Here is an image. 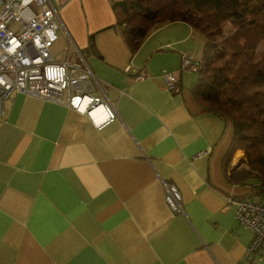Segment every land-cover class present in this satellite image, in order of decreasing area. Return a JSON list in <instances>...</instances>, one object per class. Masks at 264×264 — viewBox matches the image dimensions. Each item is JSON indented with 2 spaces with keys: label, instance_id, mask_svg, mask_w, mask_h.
<instances>
[{
  "label": "crops",
  "instance_id": "obj_1",
  "mask_svg": "<svg viewBox=\"0 0 264 264\" xmlns=\"http://www.w3.org/2000/svg\"><path fill=\"white\" fill-rule=\"evenodd\" d=\"M51 1L61 21L53 57L80 62L83 53L117 117L98 129L63 104L6 99L0 264H264L247 260L252 232L236 219L234 200L260 199L232 180L247 168L236 162L242 151L223 163L232 121L198 103L196 73L180 68L184 54L199 59L202 36L170 22L131 52L110 0ZM138 71L147 77L134 79ZM174 71L168 90L162 76ZM164 182L178 189L181 211L168 206Z\"/></svg>",
  "mask_w": 264,
  "mask_h": 264
},
{
  "label": "trees",
  "instance_id": "obj_2",
  "mask_svg": "<svg viewBox=\"0 0 264 264\" xmlns=\"http://www.w3.org/2000/svg\"><path fill=\"white\" fill-rule=\"evenodd\" d=\"M110 1L131 52L170 22H186L202 36L191 91L205 109L231 119L224 167L241 149L247 168L232 170V180L252 184L264 199V0Z\"/></svg>",
  "mask_w": 264,
  "mask_h": 264
},
{
  "label": "built area",
  "instance_id": "obj_3",
  "mask_svg": "<svg viewBox=\"0 0 264 264\" xmlns=\"http://www.w3.org/2000/svg\"><path fill=\"white\" fill-rule=\"evenodd\" d=\"M61 21L51 0H0V119L5 101L12 92H20L63 104L88 116L102 128L116 119L113 106L94 89L100 88L83 54L76 50L80 62L57 60L51 46L57 40ZM196 60L182 55L181 70L195 71ZM147 77L138 71L134 79ZM163 80L168 90H175L178 73L166 72ZM78 101V103H77ZM111 113V116H108ZM165 199L175 212L182 210L178 189L164 182ZM236 219L252 232L246 258H264V199L241 198L235 201Z\"/></svg>",
  "mask_w": 264,
  "mask_h": 264
},
{
  "label": "rangeland",
  "instance_id": "obj_4",
  "mask_svg": "<svg viewBox=\"0 0 264 264\" xmlns=\"http://www.w3.org/2000/svg\"><path fill=\"white\" fill-rule=\"evenodd\" d=\"M53 46V45H52ZM52 46H51V48H52ZM83 54V53H82ZM83 56H84V54H83ZM84 58H85V56H84ZM94 75V74H93ZM78 112V111H77ZM80 113V112H79ZM83 114V113H82ZM85 115V114H84ZM87 116V115H86ZM87 118H88V116H87ZM89 119V118H88ZM94 125V124H93ZM95 126V125H94ZM96 127V126H95ZM104 127V126H103ZM97 128V127H96ZM238 150V149H237ZM239 150H241V149H239ZM236 151V150H235ZM242 151V150H241ZM243 154H244V152L242 151V153H241V155L239 156L240 158L236 161V162H240L241 160H245V158H244V156H243ZM246 161V160H245ZM244 161V162H245ZM239 199H241V198H239ZM236 200H238V199H236ZM236 200H234V201H236Z\"/></svg>",
  "mask_w": 264,
  "mask_h": 264
},
{
  "label": "clouds",
  "instance_id": "obj_5",
  "mask_svg": "<svg viewBox=\"0 0 264 264\" xmlns=\"http://www.w3.org/2000/svg\"><path fill=\"white\" fill-rule=\"evenodd\" d=\"M25 2H27V0H25ZM2 83H3V81L0 80V84H2ZM77 103H78V101H77ZM108 116H111V113H108ZM100 123H101L100 121H96V126L99 127Z\"/></svg>",
  "mask_w": 264,
  "mask_h": 264
}]
</instances>
